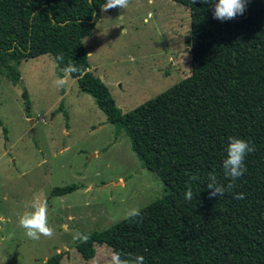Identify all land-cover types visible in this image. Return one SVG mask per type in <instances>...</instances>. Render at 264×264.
I'll return each mask as SVG.
<instances>
[{"label": "trees", "instance_id": "obj_1", "mask_svg": "<svg viewBox=\"0 0 264 264\" xmlns=\"http://www.w3.org/2000/svg\"><path fill=\"white\" fill-rule=\"evenodd\" d=\"M171 1L188 10L189 72L127 112L88 70L81 42L105 0H0V74L17 84L18 63L44 54L60 77L61 67L81 69L70 78L163 185V194L140 208L139 217L82 235L87 239L74 244L82 259L105 245L122 258L142 256L143 264H264V0H246L243 15L226 21L214 19L212 6L199 0ZM20 95L27 112L24 88ZM229 137L255 151L245 157L247 171L235 187L210 199L209 173L229 183L222 167ZM75 188L53 187L50 193ZM236 193L244 199H235ZM61 256L56 252L43 264H59Z\"/></svg>", "mask_w": 264, "mask_h": 264}, {"label": "rangeland", "instance_id": "obj_2", "mask_svg": "<svg viewBox=\"0 0 264 264\" xmlns=\"http://www.w3.org/2000/svg\"><path fill=\"white\" fill-rule=\"evenodd\" d=\"M102 6L81 42L88 70L121 112L188 74L187 8L171 0H130L127 8L107 12ZM17 70V84L0 74V264H43L56 252H62L59 264H107L108 247L95 245L94 255L84 260L74 248L81 238L74 237L105 229L146 206L163 194V185L73 78L62 88L54 86L60 76L48 55L22 60ZM70 184L77 188L50 193ZM40 202L47 203L54 235L32 240L18 220Z\"/></svg>", "mask_w": 264, "mask_h": 264}, {"label": "clouds", "instance_id": "obj_3", "mask_svg": "<svg viewBox=\"0 0 264 264\" xmlns=\"http://www.w3.org/2000/svg\"><path fill=\"white\" fill-rule=\"evenodd\" d=\"M130 0H105L101 11L107 12L114 8L125 9L128 7ZM152 0H149L151 3ZM195 2V0H193ZM201 4H209L212 6V16L214 19L226 21L236 18L238 15H243L246 7V0H216L213 4L212 0H199ZM62 56L56 58L57 61L62 60ZM58 66V65H57ZM64 76L57 77L53 84L57 88H62L67 83V78L71 77L73 73H78L81 69L75 65H68L59 69ZM226 158L222 162L223 175L229 180L228 184H221L217 181L214 173H209L208 183L206 189L208 190V197L217 199L225 193L230 192L235 187V181L242 177L247 171L245 167V157L255 151V146L250 145L249 142L235 137H229L226 146ZM197 179L195 176L190 180ZM185 192V199L191 201L193 199V192L190 186H187ZM235 199H244L243 193H236ZM32 211L26 212L19 217L18 225L25 230V234L29 239L39 240L41 236L52 237L54 229L48 226V207L46 202L34 203ZM140 216L139 209H132L127 213V218L132 219ZM76 238L87 239L86 236L78 234ZM144 258L142 256H135L129 258H122L121 254L113 251L108 258L107 264H143Z\"/></svg>", "mask_w": 264, "mask_h": 264}, {"label": "crops", "instance_id": "obj_4", "mask_svg": "<svg viewBox=\"0 0 264 264\" xmlns=\"http://www.w3.org/2000/svg\"><path fill=\"white\" fill-rule=\"evenodd\" d=\"M63 76H64V75H63ZM63 76H62V77H63Z\"/></svg>", "mask_w": 264, "mask_h": 264}]
</instances>
